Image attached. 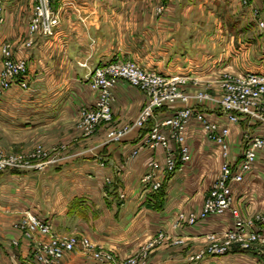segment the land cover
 Segmentation results:
<instances>
[{
  "label": "crops",
  "instance_id": "1",
  "mask_svg": "<svg viewBox=\"0 0 264 264\" xmlns=\"http://www.w3.org/2000/svg\"><path fill=\"white\" fill-rule=\"evenodd\" d=\"M239 1L168 0L167 10L158 15L155 0H54L52 9L59 17L54 34L36 35L32 48L25 49L32 0H2L0 46L10 43L14 55L26 59L28 87L13 84L0 96V147L29 150L40 142L59 154L42 170L0 172V264L32 261V243L13 227L26 213L42 218L55 232L82 234L114 256L99 262L76 249L65 253L60 264H114L140 254L152 242L147 264H264L260 243L205 252L208 235L219 236L232 226L231 211L174 226L179 213L201 209L222 162L218 145L196 121L185 128L190 160L168 175L157 192L142 189L140 178L150 170L148 162L152 157L163 161L161 147L151 149L142 141L150 126L180 103L156 109L144 127L117 142L106 140L104 126L88 136L75 128L79 109L92 106L96 96L88 74L116 57L167 77H186L189 93L204 88L218 93L225 73L263 74L264 38L251 36L250 51L240 45L242 35L259 32V27L250 14L240 12ZM253 7H261L260 0H250L246 8ZM113 93L116 125L131 121L146 101L144 92L123 80ZM190 105H197L218 127H229L232 164L240 159L247 136L264 133L261 120L239 117L229 122L212 102L191 100ZM232 192L233 208L241 216L264 210V149L243 180L232 184ZM159 230L167 237L154 241Z\"/></svg>",
  "mask_w": 264,
  "mask_h": 264
},
{
  "label": "built area",
  "instance_id": "2",
  "mask_svg": "<svg viewBox=\"0 0 264 264\" xmlns=\"http://www.w3.org/2000/svg\"><path fill=\"white\" fill-rule=\"evenodd\" d=\"M54 0H32V10L27 23V37L22 45L31 49L36 35L50 37L54 34L59 23V17L52 9ZM247 5L248 0H240ZM163 5L158 8L160 11ZM256 13V11H255ZM4 21V6L0 0V25ZM260 25L263 22L259 21ZM0 96L13 84L19 88L28 87L25 77L27 61L24 57H16L10 43L0 46ZM119 79H125L131 85L138 87L148 95L147 103L141 108L132 124L111 131L109 141H120L130 130L145 126L156 109L166 105L180 103L172 114L159 121H155L142 141V145L155 149L161 147L163 161L152 157L148 162L150 170L140 178L142 189L148 193L157 192L163 185L164 179L190 160L189 147L185 143V128L191 120L197 121L206 137L216 143L220 149L222 162L218 174L210 185L203 200L202 207L197 212L179 213L175 227H186L195 224L198 220L210 215L223 214L231 211L234 222L230 228L219 236L210 234L209 240H223L225 245L210 252H222L226 244L231 241L241 243L246 247L249 243L264 244V210L249 216H241L233 208L234 196L232 184L243 180L250 171L256 159L257 152L264 149V133L259 136H247L242 155L237 163L232 164L228 158L227 136L229 127L212 122L205 112L190 105V101L201 104L212 102L224 112L229 122H237L239 117H249L264 122V74L246 72L235 77L227 75L221 80L222 91L211 95L206 92L187 94L176 87L185 83L186 77H165L154 71L146 70L133 62H124L115 58L109 63L99 65L87 76V83L96 92L92 106L80 108V124L87 132H91L100 122L109 120L114 100L112 87ZM263 110V111H260ZM136 151L132 152L135 155ZM21 167L15 156H5L0 151V172ZM158 171V176L157 172ZM21 235L32 243L33 259L29 264H60L65 253L80 250L88 257L99 261H113L110 251L96 246L90 239L80 234H59L52 230L49 223L33 213L24 214L15 223ZM39 237V238H37ZM165 231L159 230L154 241L166 238ZM16 244V241H13ZM181 239H173V243H181ZM153 242L149 245L152 246ZM144 253L126 257L114 264H139Z\"/></svg>",
  "mask_w": 264,
  "mask_h": 264
},
{
  "label": "rangeland",
  "instance_id": "3",
  "mask_svg": "<svg viewBox=\"0 0 264 264\" xmlns=\"http://www.w3.org/2000/svg\"><path fill=\"white\" fill-rule=\"evenodd\" d=\"M156 1V12L158 13V15H162L168 8L167 6V1L168 0H155ZM248 2L250 3V0H248ZM249 3L247 5H244L241 1H239V4L242 5V10H240V12L242 11L243 14H245L246 16H249V14L253 17V20L256 21V23L258 24V27H259V32H256V30L252 29L249 31V34H245V35H242V40H239L240 41V45H242L243 47H247L248 49L246 51H250V43H251V36H252V39H256V38H260V37H263L264 38V20L262 18H264V0H260V5L261 7H253L251 8V10L247 9L246 7L249 6ZM163 5V8L159 11L158 8L160 6ZM246 8V9H245ZM256 11V13H255ZM262 17V18H261ZM262 21L263 22V25H260L259 24V21ZM259 33V34H258ZM232 47V46H231ZM113 61V60H112ZM122 61L124 62H133L135 63L136 65L140 66L141 68L143 69H146V70H150V69H147L143 66H141L140 64L134 62V61H130V60H125V59H122ZM153 71V70H151ZM156 72V71H154ZM157 74H160L158 72H156ZM253 73V72H252ZM256 73V72H255ZM258 74H262V73H258ZM264 74V73H263ZM162 75V74H161ZM229 75V76H232V77H235L237 76L238 74H232V73H225L220 81H219V92L218 93H212L210 92L207 88H204L203 90H197V91H194L193 93H189V91H186L184 85L186 83H183V84H180L178 85L176 88L179 89L181 92H183L184 94L187 93V94H194L196 92H206V93H209L211 95H216V94H219L221 91H222V88H221V80L223 78H226V76ZM164 76V75H163ZM166 77V76H165ZM120 80H123V81H126L130 84L129 81L125 80V79H119L115 82L114 86L118 83V81ZM131 85V84H130ZM114 86L112 87V94H113V97H114V93H113V88ZM133 86V85H132ZM135 87V86H134ZM137 89L141 90L142 92H144V90L136 87ZM26 89V88H25ZM145 95H146V101L144 103V105L147 103L148 101V95L146 94V92H144ZM114 100H115V97H114ZM113 100V102H114ZM113 102H112V105H113ZM177 104V103H175ZM173 104V105H175ZM143 105V106H144ZM142 106V107H143ZM172 105H166L164 107H171ZM193 106V105H191ZM141 107V108H142ZM196 109H197V105L194 106ZM112 108V106H111ZM163 108V107H162ZM141 110V109H140ZM139 110V111H140ZM80 111V109H79ZM138 111V113H139ZM260 111H263V110H260ZM113 112H111V118L109 120H106V121H102L100 122L91 132H87V130L81 126L80 124V116H79V112H78V118L75 122V128L81 132L83 135H90L92 133H94V131H96L99 127L101 126H104L105 127V130H104V134H105V138L107 141H109L110 139V132L111 131H115V130H118V129H121L123 127H125L126 125L128 124H132L133 120L136 118V116L131 120V121H128V122H125L121 125H116L114 124L112 121H113ZM154 115V113H153ZM191 121H195V120H191ZM197 122V121H196ZM198 123V122H197ZM198 125L201 127V125L198 123ZM202 129V127H201ZM204 132V131H203ZM128 133V132H127ZM126 133V134H127ZM114 142H117V141H114ZM0 151H2V153L5 155V156H15L16 157V160H17V163H20L21 164V167H17L15 169H11V170H34V171H37V170H42V169H45L47 167L48 164L50 163H53L55 162L57 159L56 157L58 156V152H52V151H49L45 146H43L40 142H35L33 147L29 150H25V149H22L20 147H18V149L16 150H6L5 148L3 147H0ZM60 152V151H59ZM62 152V151H61ZM60 152V153H61ZM60 157V155H59ZM162 162V161H161ZM24 216V215H23ZM22 216V217H23ZM21 218H19L17 220V222L20 220ZM15 222V223H17ZM15 223L13 224V227L18 231V233L21 235L20 231L15 227ZM58 233V232H57ZM59 234H62V233H59ZM68 234H73V233H64V235H68ZM75 234H79V233H75ZM82 235V234H80ZM21 238H24L23 235L20 236ZM39 238V237H37ZM25 239V238H24ZM253 244L255 243H249L248 246L244 247L241 245V243L239 242H236V241H231L229 243L226 244V247H225V250H223L222 252L224 251H228L230 248L233 249V248H241V249H249L251 246H253ZM153 245V244H152ZM225 245L224 241L223 240H207L205 245H204V249H205V252L207 251H212L214 249H220L221 247H223ZM261 245H264V244H261ZM152 246L151 245H148L146 247V249L142 252L144 253V257L142 258V260H140L141 263L139 264H147V260L146 258L148 257V254H150V250H151ZM222 252H217V253H222ZM199 254H202V253H199ZM117 262V261H116Z\"/></svg>",
  "mask_w": 264,
  "mask_h": 264
}]
</instances>
